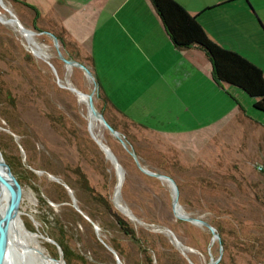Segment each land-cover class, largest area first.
<instances>
[{
	"label": "rangeland",
	"instance_id": "rangeland-1",
	"mask_svg": "<svg viewBox=\"0 0 264 264\" xmlns=\"http://www.w3.org/2000/svg\"><path fill=\"white\" fill-rule=\"evenodd\" d=\"M28 1L2 0L0 14L9 17L6 6L24 27L38 32L25 25L26 15H32L26 13L31 12ZM243 1L250 10L245 14L264 40V16L261 20V12L257 11L264 0ZM46 20L47 27L64 38L67 45L62 48L59 43V50L66 56L64 49L70 50L73 45L52 17ZM237 25L239 34L228 40L232 48L229 50L264 71V47L249 34V29ZM15 27L0 22V153L11 163L21 187L20 218L28 230L41 235L45 254L50 258L58 254L56 245L47 237L55 241L52 235L59 224L37 220L38 214L46 216L49 212L46 207L40 209V198L63 218L64 240L71 253L69 260L64 259L66 264H134L140 258L138 250L106 215L104 201L109 200L130 223L162 236L158 239L159 250L172 245L183 264H264V169L257 157L241 156L243 152L237 146L238 149L210 152L208 157L204 152L203 158L184 159L160 136L114 115L98 97L95 80L87 78L78 67L69 70L48 35L33 37L45 52L43 60L28 50ZM72 56L88 67L85 56ZM67 82L86 94L93 92L95 107L115 125L140 164L170 176L178 187L182 210L208 222L217 237L206 227L176 218L169 185L140 171L119 139L96 120L92 133L109 147L123 169V183L113 203L118 182L115 168L92 138L86 104L69 90ZM250 109L264 117L253 106ZM63 181L72 187L67 186L74 203ZM62 199L69 202L60 203ZM119 202L134 219L119 211ZM106 242L120 245L123 255L117 256L119 262L104 246Z\"/></svg>",
	"mask_w": 264,
	"mask_h": 264
},
{
	"label": "crops",
	"instance_id": "crops-1",
	"mask_svg": "<svg viewBox=\"0 0 264 264\" xmlns=\"http://www.w3.org/2000/svg\"><path fill=\"white\" fill-rule=\"evenodd\" d=\"M29 1L38 15L26 12L25 25L56 33L47 27L52 17L77 48L65 54L88 59L98 97L114 115L160 136L186 160L238 146L264 167V117L250 109L252 99L214 81L204 51L175 47L150 0ZM176 1L218 45L232 49L239 24L264 47L243 0Z\"/></svg>",
	"mask_w": 264,
	"mask_h": 264
},
{
	"label": "trees",
	"instance_id": "trees-1",
	"mask_svg": "<svg viewBox=\"0 0 264 264\" xmlns=\"http://www.w3.org/2000/svg\"><path fill=\"white\" fill-rule=\"evenodd\" d=\"M150 1L152 2L156 13L158 14L175 47L179 49L194 47L204 51L210 61L212 78L214 81L228 84L242 90L252 99V106L264 114V76L262 70L258 66L254 65L239 53L226 49L212 41L198 23L196 17L189 14L187 10L176 0ZM27 7L31 12L38 15L35 7L30 5H27ZM53 34L56 36L62 48H64L67 45L64 38H62L58 33ZM69 43L73 45V49H77L75 43ZM67 58L74 57L72 55H68ZM107 121L114 129L117 130L114 124H112L109 120ZM4 160L10 166L11 171L15 176L11 163L5 156ZM15 177L17 178V176ZM65 183L67 186H70L69 183ZM59 202L66 203L69 201L67 199H62ZM39 203L40 209L43 210L46 207L49 212L46 216L43 213L38 214L37 220L50 222L51 224H59L57 232H54L56 234L53 233V235H51L60 246L63 258L65 260H69L71 253L69 252L68 245L64 240L65 235L63 233H65V228L63 229V227L65 224L62 223V216L55 214L43 198L39 199ZM104 207L106 215L112 219V222L117 227V230L126 236V238H128L134 246H136L138 250L137 254H139L140 258H137L134 264L184 263L182 256L172 245L167 244V246H164L163 250H159L158 239H162V236H156L155 234L146 231L143 227L138 228L135 224L130 223L124 216L120 215V213L113 208L109 200L104 201ZM58 209L60 208H57V210ZM88 216L90 218L93 217L92 215ZM107 245H109L110 247H108L121 258L123 254L118 243H107ZM57 256L58 254L54 255V257Z\"/></svg>",
	"mask_w": 264,
	"mask_h": 264
},
{
	"label": "water",
	"instance_id": "water-1",
	"mask_svg": "<svg viewBox=\"0 0 264 264\" xmlns=\"http://www.w3.org/2000/svg\"><path fill=\"white\" fill-rule=\"evenodd\" d=\"M4 8L9 13V16H10L9 19L12 20L13 22H15V24L17 25L18 30H20V31L21 30H24V31L28 30L23 26L21 21L14 15V13L9 8H7V7H4ZM35 34H46V35H48L52 39V42L57 49V55H58L59 59L61 61H63L65 65H67L69 67H72V66L78 67L84 72V75L87 78L94 79L91 70L86 65H84L83 63H81L75 59L67 58L66 56H64L62 54V52L59 50V42H58L56 36L52 32L38 31ZM28 50H30L31 53L34 55L31 48L28 47ZM45 61L51 67L53 72H55L53 65L49 61H47V60H45ZM95 86H96V83H95ZM72 89L75 90L74 88H72ZM86 96H87L88 112L91 113L96 119H98L111 135H113L119 139L120 143L127 149L129 154L134 159L139 170L142 171L143 173L149 175V176H152V177L157 178L159 180L164 179V180L169 182V184H170L169 188L171 190V206H172V212H173L174 216L176 218L187 221L189 223L206 227V228H208V230L212 233V235L214 237H217L218 234L215 232L214 227H212L208 222H206L205 220H203L200 217L189 216L187 213H185L182 210V208L179 204L178 187H177L175 181L170 176H168L166 174L150 171V170L144 168L140 164L135 152L133 151V149L127 147V142L124 140L122 135L108 123V121L104 118L103 114L95 107L94 100H93V92L86 94ZM92 138L101 150L108 153L110 155V157H112V162L115 165V170L116 171L120 170L123 173V170L121 169L120 164L116 160L115 156L109 151V148L105 147L99 140L94 139V137H92ZM55 180L57 182H59L58 179H55ZM61 184L70 193V195L72 197V202L74 203L75 200L71 194V190L67 187V185L65 183H61ZM0 189L2 190V192H4L5 197L7 199L6 210H4L3 212L0 211V264H13L12 258H11V251H12V245H13L11 224H12L13 219L16 218L18 215V208H19L18 202H19V199L21 197V187H20L18 180L13 175L9 165L3 159L1 153H0ZM116 194H117V191L114 192L113 198L116 197ZM130 215L133 216V218H135V216L131 212H130ZM84 217L87 218L86 216H84ZM94 228H95V230L98 229L96 226ZM47 239L49 241H51L52 243H54L58 249V256L57 257L51 256V258L54 261H56L58 264H66V262L63 258L62 250L59 247V245H57L56 242L53 241L52 239H50L48 237H47ZM174 241H175L177 246L180 245V243L176 239H174ZM104 246L109 251L112 252V254L115 256V259L117 260V262H119V259L116 255V253L111 248L106 246L105 244H104ZM41 255L45 259L50 258L47 254H44L42 252H41ZM61 261H62V263H60ZM209 264H216V262L211 261Z\"/></svg>",
	"mask_w": 264,
	"mask_h": 264
},
{
	"label": "bare ground",
	"instance_id": "bare-ground-1",
	"mask_svg": "<svg viewBox=\"0 0 264 264\" xmlns=\"http://www.w3.org/2000/svg\"><path fill=\"white\" fill-rule=\"evenodd\" d=\"M1 1L2 0H0V2ZM4 7H6V6H4ZM8 15H9V13H8ZM9 18H10V16L9 17H5V16L0 14V22H4V23H6L8 25H12L13 27L16 26L15 27L16 30L25 39V41L27 42V46L29 48H31V50H32V52L34 54L36 52V54H35L36 57L43 58V60H44V57H43L44 53H45L44 50L42 48L39 49L37 47V45L34 43V40H33V37L37 35V34H35L37 32H35V31L31 30V29H28L26 27L25 28L28 29L27 31H24V30L20 31V30H18L17 25L15 24V22L10 20ZM67 68L70 70L69 66H67ZM66 85H68L67 87L69 88V90H71L72 92H74L77 95L78 100L80 102L86 104V106H87L86 93L77 90L75 87H73L70 84H68V82H67ZM72 88H74L75 90H73ZM89 117H90V127H89L90 130L93 127L94 121L97 120L99 123H101L91 113H89ZM91 133H92V130H91ZM92 135H93L94 139L99 140L105 147H108L100 139L96 138L93 133H92ZM109 151L113 154V152L110 149H109ZM103 153L105 154V158H107V160L115 168V165L112 162V157H110V155L108 153L104 152V151H103ZM116 175H117V181L118 182H117L116 187H115V189L117 191V194H116V197L113 198L114 199V203H115V200L117 199V195H118V193L120 191V188L122 186V183H123V173L120 170H117L116 171ZM161 181H163L164 183H166V184H168L170 186L168 181H166L164 179H162ZM116 202H118V200ZM117 205H118L117 207L119 208V210L121 212H123L130 219H134L133 216L130 215L131 211L127 207H125L124 205L120 204V202L117 203ZM6 208H7V199L5 197L4 192H2V190L0 189V211L3 212L4 210H6ZM11 231H12V240H13L11 258H12V263L13 264H58L52 258L45 259V258L42 257L41 252L44 253V254H45V252L43 251L42 246H41V240H40L41 235H39L36 232H31L30 230H28L25 227V225L23 224V222H22V220L20 218L19 210H18L17 217L14 218L13 221H12ZM60 263H62V261Z\"/></svg>",
	"mask_w": 264,
	"mask_h": 264
},
{
	"label": "flooded vegetation",
	"instance_id": "flooded-vegetation-1",
	"mask_svg": "<svg viewBox=\"0 0 264 264\" xmlns=\"http://www.w3.org/2000/svg\"><path fill=\"white\" fill-rule=\"evenodd\" d=\"M43 31V30H42ZM48 32H50V31H48Z\"/></svg>",
	"mask_w": 264,
	"mask_h": 264
}]
</instances>
